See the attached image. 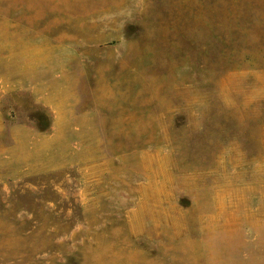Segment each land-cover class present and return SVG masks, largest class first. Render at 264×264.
Instances as JSON below:
<instances>
[{
  "label": "rangeland",
  "instance_id": "374dc122",
  "mask_svg": "<svg viewBox=\"0 0 264 264\" xmlns=\"http://www.w3.org/2000/svg\"><path fill=\"white\" fill-rule=\"evenodd\" d=\"M0 264H264V0H0Z\"/></svg>",
  "mask_w": 264,
  "mask_h": 264
},
{
  "label": "crops",
  "instance_id": "0c3cea01",
  "mask_svg": "<svg viewBox=\"0 0 264 264\" xmlns=\"http://www.w3.org/2000/svg\"><path fill=\"white\" fill-rule=\"evenodd\" d=\"M0 49H2L1 46H0Z\"/></svg>",
  "mask_w": 264,
  "mask_h": 264
}]
</instances>
